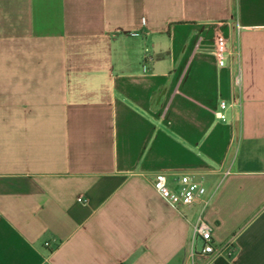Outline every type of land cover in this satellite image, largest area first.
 <instances>
[{
	"label": "crops",
	"instance_id": "crops-1",
	"mask_svg": "<svg viewBox=\"0 0 264 264\" xmlns=\"http://www.w3.org/2000/svg\"><path fill=\"white\" fill-rule=\"evenodd\" d=\"M0 264H264V0H0Z\"/></svg>",
	"mask_w": 264,
	"mask_h": 264
},
{
	"label": "built area",
	"instance_id": "built-area-1",
	"mask_svg": "<svg viewBox=\"0 0 264 264\" xmlns=\"http://www.w3.org/2000/svg\"><path fill=\"white\" fill-rule=\"evenodd\" d=\"M214 52L219 67H225L230 53L227 40L221 35L216 38ZM227 107L226 102L220 104V111L216 113L219 120H226ZM228 174L226 173V176ZM171 176L173 181L170 180ZM153 188L161 199L174 210H178L180 206L190 207L196 203H201L202 209L205 210L210 204V197L204 183L194 180L188 172L158 173L154 176ZM197 240L202 242V254L213 255L217 252L212 240L211 228L201 217L194 226V241ZM232 252L233 248L230 247L229 253Z\"/></svg>",
	"mask_w": 264,
	"mask_h": 264
}]
</instances>
